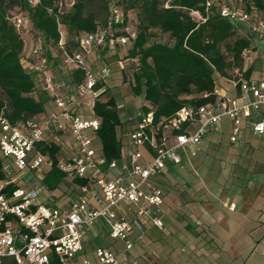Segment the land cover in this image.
Wrapping results in <instances>:
<instances>
[{"label":"built area","instance_id":"built-area-1","mask_svg":"<svg viewBox=\"0 0 264 264\" xmlns=\"http://www.w3.org/2000/svg\"><path fill=\"white\" fill-rule=\"evenodd\" d=\"M30 2L36 5L40 0ZM73 3L59 0L58 9L62 12ZM215 4L223 18L246 26L251 45L242 52L243 68L221 76L226 86L218 83L212 92L200 94L199 98L207 99L203 103H187L159 120L154 110L139 112L122 157L112 160L101 150L97 135L100 120L94 106L113 75L109 50H122L137 38L124 11L113 5L99 30L74 37L73 49L67 46L68 36L59 25L62 68L82 70L84 78L79 82L56 80L44 38L32 33L28 14L20 11L12 15L21 34H33L26 53L28 71L50 96L53 108L17 123L0 115V151L8 160L4 169L9 176L18 172L0 179V264H139L129 253L134 247L131 235L141 238L146 221L164 227L165 191L159 178L184 158L196 155L212 131L227 129L233 144L242 140L245 130L264 140V13L250 0H205L206 12ZM193 15L200 21L207 19L198 10H193ZM127 60L135 67L141 64L139 56L119 62ZM51 136L60 146L57 167L89 181L61 208L54 192L50 205L39 203L44 185L17 183L20 176L37 170L43 182L44 169L55 160L43 153L40 145ZM100 219L108 222L112 238L124 241V249L99 246L97 258L92 259L82 252L86 235Z\"/></svg>","mask_w":264,"mask_h":264},{"label":"trees","instance_id":"trees-1","mask_svg":"<svg viewBox=\"0 0 264 264\" xmlns=\"http://www.w3.org/2000/svg\"><path fill=\"white\" fill-rule=\"evenodd\" d=\"M58 1L40 0L34 5L30 0H0V115L12 123L39 117L53 104L28 71L26 40L11 19L20 11L28 14L32 33L44 38L51 63L62 66L60 50L53 49L58 48L61 37L59 25L67 30L68 40L74 41L77 35L99 30L106 23L111 7L117 5L124 11L127 23L136 29L137 38L127 51L111 48L107 59L140 57L139 67L129 65L128 80L135 94L144 92L150 103L144 108L154 110L156 120L187 103L207 101L199 95L212 92L221 76H231V70L242 69V52L251 45L245 31L220 15L218 4L206 12L205 0H74L62 12ZM250 1L264 13V0ZM136 7L138 14H134ZM193 10L200 11L206 21L198 20ZM63 71L66 75L62 78L53 72L56 80L79 82L84 78L82 70L62 68ZM251 71L246 75L250 76ZM94 112L100 120L97 135L101 150L109 160L122 157L126 146L124 123L110 86L96 100ZM40 149L55 160L53 166L44 169L45 189L54 192L69 181L76 194L79 187L89 184L87 179L67 175L57 167L60 146L52 136L42 142ZM7 163L0 151V179L17 175V171L10 176L6 173Z\"/></svg>","mask_w":264,"mask_h":264},{"label":"rangeland","instance_id":"rangeland-1","mask_svg":"<svg viewBox=\"0 0 264 264\" xmlns=\"http://www.w3.org/2000/svg\"><path fill=\"white\" fill-rule=\"evenodd\" d=\"M138 11L139 8L136 7L134 14H138ZM235 24L243 31L246 29L242 22ZM61 29L67 34L63 25ZM23 36L26 42H29L25 46L29 52L34 38L33 34ZM164 38L167 39V37ZM67 46L73 49L74 41L68 40ZM131 46L132 43H129L123 50L127 51ZM53 49L56 52L59 51L57 47ZM27 50H25L26 53ZM109 62L114 77L109 81L110 93L114 95L116 101L118 100V108L123 115L137 116L150 103L146 100L144 92L135 94L132 91L128 80L130 61H124L122 64L117 57H111ZM52 65V71L57 77L62 78L66 75L64 71L61 72L60 64L53 63ZM230 73L232 75L234 70ZM258 74L254 72V75ZM219 81L227 85L223 78L220 77ZM51 108L53 106L48 110ZM134 120L135 117L130 118L122 128L126 144L130 142L126 134L132 128ZM64 139L67 142L70 141L68 135ZM258 145H261V150H264L263 138L253 134H246L242 142L233 144L229 140L227 130L224 133L210 132L196 155H189L182 164L172 167L167 175L158 179L167 197V208H171L168 218L170 221L174 218L176 227L159 229L148 223L147 231L142 234L141 238L136 239L137 236H131L134 240V247L130 250V255L139 259L140 264H216L220 262V256L225 261L227 256H230L228 251H231V244L236 241H255L259 238L262 235L261 232L246 235L238 229L249 227L252 219L260 213L257 209L264 203L262 197L258 196V198L256 194L250 195V191L255 189L254 181L264 178V172L258 171L255 165L257 164ZM261 157L263 160L264 155ZM18 179L17 183L21 186L42 187L44 185L38 170L26 173ZM72 188L73 184L65 181L54 191L59 208L64 203L68 204L75 196ZM51 194L49 190L43 189L39 203L47 205V198ZM231 201L237 206L235 212L228 208ZM196 219L200 220L199 225L195 223ZM98 230L94 226L86 235L87 241L82 255L96 259L95 250L99 246H108L114 250L124 249V241L112 238L107 226L99 227ZM196 230L203 231L206 235L202 240L203 245L194 243L192 234ZM166 253L169 254V259L163 260L162 256Z\"/></svg>","mask_w":264,"mask_h":264},{"label":"crops","instance_id":"crops-1","mask_svg":"<svg viewBox=\"0 0 264 264\" xmlns=\"http://www.w3.org/2000/svg\"><path fill=\"white\" fill-rule=\"evenodd\" d=\"M26 43H29V42H26ZM30 43H31V41H30ZM25 50H27V48H25ZM27 53H28V50H27ZM219 83L223 85V82L219 81ZM223 86H225V85H223ZM117 103H118V100H117ZM119 114H120V117H121V120L123 123L129 121L130 118H134V117L136 118L137 117V116L123 115V113H121L120 109H119ZM225 130H227V129H224L223 131H217V132L224 133ZM228 134H229V132H228ZM246 134H252V133L248 130H245L244 135H246ZM240 142H242V140ZM240 142H238V143H240ZM235 144H237V143H235ZM260 146L261 145H258V147H259L257 150L258 155H256L257 156V158H256L257 164H255V165H257L256 168L258 167L257 168L258 171L264 172V159L263 160L261 159L262 158L261 156L264 155V153H263L264 150H261L262 146L261 147ZM259 153H260V155H259ZM184 160H185V158H184ZM175 166H177V165H175ZM175 166H173V167H175ZM253 187L255 189H253L254 191L252 190V192L250 191V193H251L250 195L256 194L257 197L259 196V197H262L264 199V192H263L264 191V178L256 179L254 181ZM253 192H255V193H253ZM40 195H41V193H40ZM50 196H48V198H47V201H48L47 205L51 204V197ZM262 198H260V199H262ZM225 203H227V202H225ZM68 204L64 203V205L62 207L66 206ZM248 204L251 205V202L248 201ZM228 208L234 212L237 210V206H235V203L233 201H231L229 203ZM170 209L171 208H169V207L167 208V197L165 196V202H164V205L162 207V214H161L162 218L164 217V220H163L164 221V227L163 228H165V227H168V228L174 227L175 228L176 227V225L174 224V218H172L171 221L168 218V216H170V213H169ZM257 210L260 211V213L258 214V216H256L255 218L252 219V223L250 224V226L249 227H240L238 229L242 230V232H244L246 235H251L252 233H256V232H261L262 235L259 238H257L255 241H250V242L236 241L234 244H231V246H230L231 251L230 252L228 251V253H230V256L229 257L227 256L226 261L223 260V258H221V256H220L219 257L220 262H217L216 264H220L222 262H223V264H264V203H262V207L258 208ZM196 220H199V219H196ZM148 223H150V222H148V221L145 222V228H146L145 232L147 231ZM98 225H99V227L105 228L106 226L108 227V222L105 219H100L95 225V228L97 231H99ZM193 233L194 234H192V237H193L194 243L196 245H198L200 243L202 244V240H204V238L206 237L204 232L196 230ZM133 235L137 236V234H133ZM133 235H131V236H133ZM131 239H132V237H131ZM86 241L87 240L85 238V243H86ZM117 251H121V249H118ZM132 257H134V256H132ZM162 257L161 258L163 260L169 259V254H167V253L163 254ZM134 258H136V257H134ZM139 264H140V261H139Z\"/></svg>","mask_w":264,"mask_h":264}]
</instances>
